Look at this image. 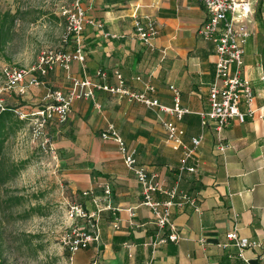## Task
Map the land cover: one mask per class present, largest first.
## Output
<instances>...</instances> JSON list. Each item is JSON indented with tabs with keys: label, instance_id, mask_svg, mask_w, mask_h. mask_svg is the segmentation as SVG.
<instances>
[{
	"label": "crops",
	"instance_id": "crops-1",
	"mask_svg": "<svg viewBox=\"0 0 264 264\" xmlns=\"http://www.w3.org/2000/svg\"><path fill=\"white\" fill-rule=\"evenodd\" d=\"M251 1L254 13L236 26L248 33L244 73L255 91L256 112L221 133L209 124L196 149L200 162L195 173L186 170L179 177L183 149L168 141L163 123L173 121L183 127L190 145L202 131L201 113L210 109L217 59L215 45L200 33L209 18L203 0L84 1L86 15L104 24L103 28L85 25L84 61H71L70 70L55 66L41 77L44 84L28 86L24 93L16 88V101L26 103L20 107L24 108L46 101L51 85L67 94L74 87L73 79L88 78L112 87L123 81L129 91L146 92L161 105L173 107L178 92L180 107L187 110L177 118L127 95L93 88L94 98L73 101L67 122L47 124L60 172L79 204L95 211L96 198L104 207L101 240L78 250L71 264H248L243 257L251 264H264V0ZM144 14H150L159 29L147 44L133 30L134 19ZM114 33L125 37L107 35ZM99 71L106 76H99ZM7 92H1L0 101L10 102ZM241 108L247 107L242 103ZM109 124L135 150L153 181L167 191L178 187L196 201L199 211L191 203L172 210L178 242H162L173 229L159 228L152 209L142 203V187L126 167L117 142L102 137ZM220 144L226 146L224 151L218 149ZM185 165L195 166L192 160ZM168 197L165 192L153 194L158 202ZM236 224L239 235L259 242L260 248H247L241 255L227 240ZM222 243L228 246L219 247Z\"/></svg>",
	"mask_w": 264,
	"mask_h": 264
},
{
	"label": "built area",
	"instance_id": "built-area-1",
	"mask_svg": "<svg viewBox=\"0 0 264 264\" xmlns=\"http://www.w3.org/2000/svg\"><path fill=\"white\" fill-rule=\"evenodd\" d=\"M84 1L75 0V3L70 10H65L67 17V35L66 40L71 38L75 44L74 51L59 50L57 52H44L37 66L29 72L23 68L8 69L5 68L4 74L8 78L9 88H20L19 93H24L28 86H39L44 84L41 77H44L51 69H54L59 64L64 70H70L71 61L77 60L81 63L85 59V48L83 39V30L85 25L103 28L104 24L86 15V10L83 6ZM205 9L209 12V18L201 27V35L205 41H209L215 45L216 55V75L217 81L210 86V109L207 112L201 113L202 131L199 135L192 137L190 145L185 141V130L179 124L173 121H165L164 128L166 138L175 147L183 149V162L180 166L179 177L184 171L196 172L200 159L196 154V149L205 140V130L209 124L213 123L219 133L223 132L225 127L232 122H246L248 117H252L256 112L254 108L255 91L252 88L250 78L244 73L245 59V44L248 33L239 29L236 26L237 21L243 22L247 20L253 13V1L251 0H203ZM134 36L143 43H149L153 38L159 35V29L155 19L150 14H144L142 17H136L133 22ZM114 38H123L125 35L107 34ZM38 74H35V73ZM118 78L123 79L120 72L116 71ZM98 75L104 78L106 74L99 71ZM74 80L73 89L65 94L59 89H49L47 96L52 101L50 104L37 108L34 111H29L28 108H20L16 111L19 118L27 119L34 130V138L44 137V141L51 145V137L46 133V126L52 120L59 123H65L71 111L72 103L75 99L83 97H95L93 88L103 89L111 94H124L129 99L137 100L149 107L158 108L159 111H164L175 115L177 118H182L187 111L180 107L179 95L176 90V100L173 107L161 105L157 99L148 97L147 93H136L129 91L124 87L123 81L119 86H109L107 84L94 83L88 78L82 81ZM220 82V84L218 83ZM148 90H154V86L148 85ZM246 105V110L243 111L241 104ZM5 104L0 101V108L3 109ZM105 139H112L117 142L119 152L123 157L126 167L134 172L142 192L144 200L142 203L150 207L153 212L155 224L159 228H165L167 225L173 229V232L168 240L178 242L180 236L175 232V226L172 221V210L175 206H182L185 203H191L199 211L196 206V201L187 193L179 190L178 187L170 191L163 189L159 182L153 181L149 175V171L140 165L135 155V150L128 148L126 141L117 131L116 126L109 124V127L102 133ZM226 146L220 144L218 149L224 151ZM189 160L194 161L195 166H186L185 163ZM106 193H111V188L106 187ZM157 191L165 192L169 196L165 202L155 201L153 194ZM88 193V192H87ZM97 209L95 211H86L80 204L72 206V216L77 221H83L84 226H75L72 228L68 242V250L70 252V260L73 255L80 249H85L92 242L101 240L100 229V214L104 207L99 204V200L93 199ZM134 215V213L132 212ZM227 240L238 247L242 255L247 248H260V243L251 240L248 237H241L238 231V224L227 234ZM219 247H226L228 244H218ZM243 259L248 263L247 258Z\"/></svg>",
	"mask_w": 264,
	"mask_h": 264
},
{
	"label": "rangeland",
	"instance_id": "rangeland-1",
	"mask_svg": "<svg viewBox=\"0 0 264 264\" xmlns=\"http://www.w3.org/2000/svg\"><path fill=\"white\" fill-rule=\"evenodd\" d=\"M74 3L75 0H0V26L5 13L17 15L0 46V94L8 91L9 104L26 105L16 101V88L8 87L5 68L29 72L44 52L70 51L67 47L72 39L65 38V10L72 9ZM51 102L48 98L24 108L34 111ZM1 161L2 169L16 167L17 173L0 184V264H71L68 236L73 227H83L84 222L72 216V206L80 201L62 176L51 145L44 137L35 139L30 121L26 120L7 139Z\"/></svg>",
	"mask_w": 264,
	"mask_h": 264
},
{
	"label": "trees",
	"instance_id": "trees-1",
	"mask_svg": "<svg viewBox=\"0 0 264 264\" xmlns=\"http://www.w3.org/2000/svg\"><path fill=\"white\" fill-rule=\"evenodd\" d=\"M17 15H11V13H5L2 18L1 26H0V46L5 41L7 34L12 29L15 21L17 20ZM69 45L72 47L69 50H75V44L73 40ZM68 44V43H67ZM22 105H11L9 103H5L3 109L0 108V184H5L10 178L14 177L17 173V168L12 167L10 169H2L1 168V158L5 148V143L9 136L15 133L18 129H20L23 122L27 119H20L18 114L16 113L17 110L20 109ZM70 256V252L68 254Z\"/></svg>",
	"mask_w": 264,
	"mask_h": 264
}]
</instances>
